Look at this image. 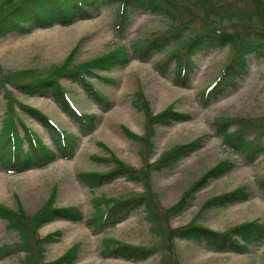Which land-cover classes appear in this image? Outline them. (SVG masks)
<instances>
[{
	"label": "rangeland",
	"instance_id": "1",
	"mask_svg": "<svg viewBox=\"0 0 264 264\" xmlns=\"http://www.w3.org/2000/svg\"><path fill=\"white\" fill-rule=\"evenodd\" d=\"M189 1L195 10L179 7L175 16L178 23L166 15L134 9L126 12V21L119 24L116 6H104L90 14L74 16L63 24L58 21L50 26L35 27L32 32L42 31L30 41L19 34L0 38V128L4 111L9 107L6 100H9L17 116L44 145L51 146L45 127L27 116L18 104L39 109L57 127L73 132L78 138L71 157L61 158V161L58 157L43 167L13 172L0 163V208H19L31 217L52 198L53 207L75 206L82 214L75 222L62 218L39 221L27 233L7 229L6 221L0 217V247L11 250L0 253V264H264V241L247 252L235 253L175 236L174 229L192 222L218 231L254 220L264 224V192L257 184L264 177V151L252 160L246 159L229 149L217 131V121L221 118L232 119L227 125L229 131L239 127V122L243 126H264V60L249 56L248 71L236 86L208 103L203 99L205 91L216 83L229 62L231 48L228 45L192 55L186 85L175 82L174 61L168 63L167 69L160 63L169 51L184 49L200 26L201 18H209L227 30L250 29V25L264 18V0H259L260 5L257 0ZM4 2L0 0V14ZM181 22L187 24L181 27ZM179 27L184 28L180 38L164 50L145 59L132 50L131 43L135 40ZM118 45L130 52L129 62L111 70L96 71L89 77L108 99V108L99 106L76 81L61 79L73 107L78 112L94 114L95 127L89 132L78 129L51 95L24 94L12 82L15 72L32 68L47 70L67 62L68 66H77ZM137 91L143 93L152 115L168 107L187 114L184 119L155 123L149 137L150 150L147 144L129 136L125 129L138 137L147 132L146 116L133 102ZM187 143L194 144L188 155L172 165L156 166V161L168 150ZM112 156L134 168L137 177L130 180L118 176L93 190L80 181L79 172L111 169ZM222 160H229L232 166L197 185L184 204H179L181 195ZM238 188L247 192L246 199L225 206L207 203ZM139 194L152 195L150 212L141 206L120 222L99 230L87 222L95 210V197ZM107 238L141 247L147 255L143 259L103 255V242ZM63 255L65 258L58 261Z\"/></svg>",
	"mask_w": 264,
	"mask_h": 264
},
{
	"label": "trees",
	"instance_id": "2",
	"mask_svg": "<svg viewBox=\"0 0 264 264\" xmlns=\"http://www.w3.org/2000/svg\"><path fill=\"white\" fill-rule=\"evenodd\" d=\"M5 0L2 13L0 14V38L8 35L19 34L22 36L35 27L50 26L51 23L60 21L68 22L74 16L90 14L94 10L107 6L115 7L118 11L119 24L126 21V15L130 10L143 9L151 13L166 15L172 21H177L176 14L180 11L179 7L185 6L191 8L189 0ZM259 5L261 2L257 0ZM7 8V9H6ZM6 9V10H4ZM127 12V13H126ZM200 26L190 38L187 45L181 51H169L166 59L160 61L167 69L168 63L174 61L172 72L177 78L175 82L186 85L188 82V72L190 68L191 57L197 52L216 47L228 45L231 48L229 62L223 67L216 83L206 89L204 102L218 99L228 88H234L237 81L242 78L248 71L249 56H255L264 60V18L255 25H250V29L236 31L227 30L224 27L216 25L209 18H201ZM176 23V24H177ZM186 22H181L182 27ZM173 28L164 34L138 39L131 43L132 50L138 54L141 59H145L150 54L159 52L167 48L172 42L177 41L183 29ZM137 41V42H136ZM130 52L123 45H118L101 56L91 59L87 62H81L77 66H68V62L52 66L51 69L37 70L32 68L25 72H15L14 83L16 89L28 95H46L49 94L55 100L61 109L76 123L81 131L92 130L95 127L94 114L78 112L70 99L67 97L66 90L61 84L62 78L76 81L84 92L92 97L95 102L103 107L108 108V99L103 96L94 86L89 77L95 75L94 72L101 70H111L126 65L129 62ZM167 64V65H166ZM160 66V65H159ZM23 73V74H22ZM25 77L23 80L18 79ZM10 79V78H7ZM208 92V93H207ZM9 107L4 111L2 125L0 128V163L8 166V170L21 172L29 167H43L52 162L57 157H70L73 155L77 137L73 132L62 130L57 127L45 114L39 109L28 105L18 104L27 116L37 120L45 127L51 146L44 145L37 137L36 133L28 127L25 122L17 116L15 109L11 106L9 100H6ZM134 104L143 110L146 116V131L144 136L138 137L127 128L129 136L138 139L142 144L148 145L150 135L153 133L155 123H168L171 119H184L187 114L172 111L170 107L164 111L153 114L147 104V100L141 91L135 92ZM232 121L229 118H221L217 121V131L223 138L224 144L232 151L241 154L244 158L252 160L255 156L264 151V126L257 127L243 126L239 122V127L229 131L227 125ZM22 132V134H21ZM254 133L256 134L254 137ZM250 135H253L250 137ZM26 144V146H23ZM193 143L176 145L157 161L156 166L162 168L172 165L180 158L188 155L193 148ZM114 165L105 172L90 171L79 172L77 174L80 181L90 189L112 181L118 176H124L130 180L137 177L134 168L122 163L115 156L111 157ZM232 164L229 160H222L210 168L191 188L181 195L179 204H184L187 195L196 188L200 183L204 184L208 178L218 176L227 171ZM259 189L264 192V177L258 182ZM248 196L244 189L238 188L226 194L210 199L207 203L225 206ZM53 197V196H52ZM95 210L87 219V222L93 228L99 230L106 226H112L120 222L127 215L141 206H144L146 212H150L153 203L151 194H139L136 196L106 198L104 195L97 196L93 199ZM52 198L47 200L45 205L31 217H28L22 210H13L7 207L0 208V217L6 221L7 229L17 230L18 233H27L30 228L42 220L52 218H62L69 221H78L82 218L80 210L75 207H53ZM178 203L173 206L176 207ZM52 206V207H51ZM101 206H105L103 209ZM147 214V213H146ZM150 214V213H148ZM149 218V216H148ZM168 230L167 234L170 236ZM175 236L204 244L207 247L219 251L230 250L235 253H244L250 250V247L259 245L264 241V224L257 220L235 225L228 230L218 231L196 223H189L185 226L174 229ZM33 235V234H32ZM49 239L48 237H46ZM103 241V239H102ZM105 248V252H104ZM130 249V250H129ZM26 250V249H22ZM11 251L0 247V253L5 254ZM103 255L122 256L135 259L146 257V250L141 247L130 246L118 242L113 238H107L103 242ZM65 258L63 255L58 258L61 261ZM176 264H178L176 262Z\"/></svg>",
	"mask_w": 264,
	"mask_h": 264
},
{
	"label": "bare ground",
	"instance_id": "3",
	"mask_svg": "<svg viewBox=\"0 0 264 264\" xmlns=\"http://www.w3.org/2000/svg\"><path fill=\"white\" fill-rule=\"evenodd\" d=\"M39 31H42V30H36L35 32H32V33H27V34H25V35H22V38L23 39H25V40H27V41H30V39L33 37V35H35L37 32H39ZM97 132V131H96ZM95 133V132H94ZM59 160L61 161L62 159L61 158H59ZM71 236V235H70ZM69 239V238H68Z\"/></svg>",
	"mask_w": 264,
	"mask_h": 264
}]
</instances>
